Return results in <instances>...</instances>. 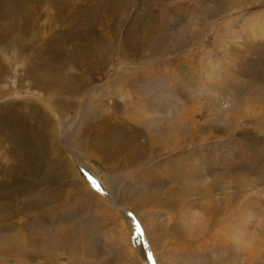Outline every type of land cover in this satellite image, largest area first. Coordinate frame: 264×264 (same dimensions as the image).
<instances>
[{
	"label": "rangeland",
	"instance_id": "1",
	"mask_svg": "<svg viewBox=\"0 0 264 264\" xmlns=\"http://www.w3.org/2000/svg\"><path fill=\"white\" fill-rule=\"evenodd\" d=\"M0 97V264H264V0H0Z\"/></svg>",
	"mask_w": 264,
	"mask_h": 264
},
{
	"label": "bare ground",
	"instance_id": "2",
	"mask_svg": "<svg viewBox=\"0 0 264 264\" xmlns=\"http://www.w3.org/2000/svg\"><path fill=\"white\" fill-rule=\"evenodd\" d=\"M257 35V34H256ZM263 35V34H262ZM245 75H251L250 72L246 71V73H244ZM76 92V91H75ZM12 94V93H11ZM2 97H0L1 99ZM50 99V98H49ZM2 104H0V113H4V115L2 116V120H0V125L2 128L6 127V128H10L9 130L10 133H9V136H4V135H1L0 136V140L3 141V144L4 145H8L9 142H12L14 143V145H25L27 148L28 147H31L34 151L37 150V152L39 153L40 152V149L42 147V145L45 143L46 139L48 138H45L42 133L40 132V129L43 127V125L45 124V122L43 121L42 123V120H40V122L35 125V127H31L29 125H27V122L25 121V116H29L27 114H22L21 112L17 113V108H14L13 106H11L10 104H6V102L2 101L0 102ZM41 104V103H40ZM43 104V103H42ZM41 104V105H42ZM44 108H46L49 113L52 115V117H55L56 118V113H55V108L53 109L49 104L48 102L47 103H44L42 105ZM26 110V109H25ZM28 110V109H27ZM29 112V111H28ZM33 126V125H32ZM58 125L54 123L51 124V126H48V134H50V136H52L51 134H53V137H55V134H57V131H58ZM6 130V129H5ZM1 132H3L4 134H7L5 133L3 130H1ZM45 133V132H44ZM1 141V142H2ZM54 142V141H53ZM36 143H39L40 146H36ZM11 144V143H10ZM44 148V146H43ZM45 149V148H44ZM136 149V150H135ZM140 149V147L138 146L137 143H135L133 141V139H127L126 141V146L123 148V149H120V151L118 152V150H112V151H109L108 153H106V156L107 158L109 157H112V156H116L117 154L119 153H124L125 154V157L127 159V163H128V167H130V170L133 168V165L136 164V159L134 160V158H136L137 156L140 155V153L137 155V151ZM3 150V149H2ZM135 150V154H132L130 153L133 152ZM24 152L26 153L27 150L24 148ZM8 153V152H7ZM5 153L1 154V157L2 159H4L5 161ZM8 156V155H7ZM29 156L28 153L24 154V156H20L18 157L17 159V166H15V168L13 170H9V171H6L7 169L1 164V159H0V172H4L5 171V174L4 176H7V177H14V176H19L20 174L26 172L27 170L29 171V167H30V164H29V160L27 159ZM0 157V158H1ZM17 158V157H16ZM125 159V160H126ZM138 159V158H137ZM257 159H252V160H255L254 162L253 161H249L247 163V166L249 168H254L256 166V163H257ZM149 160V159H147ZM3 161V162H4ZM130 164L132 166H130ZM204 165V164H203ZM226 166H228V164H225ZM180 169V168H179ZM179 176H177L178 178H174V177H171L170 179L174 181V183H179V182H182V180L184 179V174L181 170H179ZM3 176V175H2ZM21 176V175H20ZM175 176V175H174ZM190 176H193L191 175V173H188V181H190ZM227 179V178H226ZM234 183V182H233ZM8 185H11L9 180L7 181V183H5L4 185V189L8 188ZM185 185V184H184ZM207 189V192L205 193L204 197L205 198H209L211 197L212 195V191H213V185H210V187H205ZM243 188V187H241ZM29 189V188H28ZM185 190V187L182 185L180 188H178L176 190V193H179V194H182ZM202 190V189H201ZM1 191H3V188H1ZM200 191L197 190V194L199 193ZM242 192V191H241ZM185 194L187 192H184ZM11 193H8V196H11L9 195ZM1 193H0V197H1ZM214 203L215 201L213 200H210V204L212 205V203ZM225 206L228 205V203L230 202V200H225ZM172 204L174 206V203L172 201ZM32 207L33 204L32 203H28V201L22 206V207ZM215 206V205H214ZM229 206V205H228ZM94 208H97L99 209L97 206H95ZM105 208V204L102 206L101 209H104ZM246 208V207H245ZM5 209V207L3 208ZM91 209V208H90ZM20 210H22L21 208H16V209H13L10 213V215L12 217H17L18 221H20V217L19 215H21V213H18ZM249 211V210H248ZM245 213V212H244ZM18 214V215H17ZM245 216V215H244ZM242 214H241V217H243L242 219L240 218V221L243 223V221L245 220V217H244ZM10 218V216H9ZM239 220V219H238ZM10 222V221H9ZM14 223V222H12ZM241 223V224H242ZM145 226V225H144ZM147 230V228H146ZM193 236V235H192ZM7 239H10L9 237H6L4 240L7 241ZM153 241V240H152Z\"/></svg>",
	"mask_w": 264,
	"mask_h": 264
},
{
	"label": "snow or ice",
	"instance_id": "3",
	"mask_svg": "<svg viewBox=\"0 0 264 264\" xmlns=\"http://www.w3.org/2000/svg\"><path fill=\"white\" fill-rule=\"evenodd\" d=\"M92 183H93V185H94V187H95V186H96V182H95V181H92ZM96 190H97V191H100L99 187H96Z\"/></svg>",
	"mask_w": 264,
	"mask_h": 264
}]
</instances>
